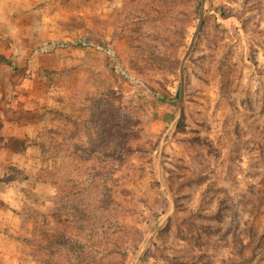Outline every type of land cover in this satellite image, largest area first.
<instances>
[{"label": "rangeland", "instance_id": "rangeland-1", "mask_svg": "<svg viewBox=\"0 0 264 264\" xmlns=\"http://www.w3.org/2000/svg\"><path fill=\"white\" fill-rule=\"evenodd\" d=\"M0 264H264V0H0Z\"/></svg>", "mask_w": 264, "mask_h": 264}, {"label": "built area", "instance_id": "built-area-1", "mask_svg": "<svg viewBox=\"0 0 264 264\" xmlns=\"http://www.w3.org/2000/svg\"><path fill=\"white\" fill-rule=\"evenodd\" d=\"M82 45H86L84 42L81 43ZM54 48V45H51V46H45L43 47L40 52H43V53H48L51 49Z\"/></svg>", "mask_w": 264, "mask_h": 264}]
</instances>
